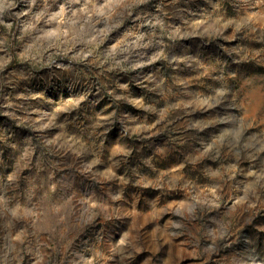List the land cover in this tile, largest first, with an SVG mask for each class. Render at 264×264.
I'll list each match as a JSON object with an SVG mask.
<instances>
[{
  "label": "clouds",
  "instance_id": "9594fccd",
  "mask_svg": "<svg viewBox=\"0 0 264 264\" xmlns=\"http://www.w3.org/2000/svg\"><path fill=\"white\" fill-rule=\"evenodd\" d=\"M0 264H264V0H0Z\"/></svg>",
  "mask_w": 264,
  "mask_h": 264
}]
</instances>
